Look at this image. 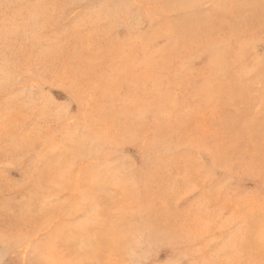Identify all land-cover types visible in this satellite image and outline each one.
Listing matches in <instances>:
<instances>
[{
	"label": "rangeland",
	"instance_id": "obj_1",
	"mask_svg": "<svg viewBox=\"0 0 264 264\" xmlns=\"http://www.w3.org/2000/svg\"><path fill=\"white\" fill-rule=\"evenodd\" d=\"M0 264H264V0H0Z\"/></svg>",
	"mask_w": 264,
	"mask_h": 264
},
{
	"label": "bare ground",
	"instance_id": "obj_2",
	"mask_svg": "<svg viewBox=\"0 0 264 264\" xmlns=\"http://www.w3.org/2000/svg\"><path fill=\"white\" fill-rule=\"evenodd\" d=\"M25 30V29H24Z\"/></svg>",
	"mask_w": 264,
	"mask_h": 264
}]
</instances>
